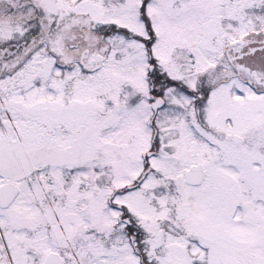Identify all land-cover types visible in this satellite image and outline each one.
Wrapping results in <instances>:
<instances>
[{
    "label": "snow or ice",
    "instance_id": "obj_1",
    "mask_svg": "<svg viewBox=\"0 0 264 264\" xmlns=\"http://www.w3.org/2000/svg\"><path fill=\"white\" fill-rule=\"evenodd\" d=\"M0 264H264V0H0Z\"/></svg>",
    "mask_w": 264,
    "mask_h": 264
}]
</instances>
